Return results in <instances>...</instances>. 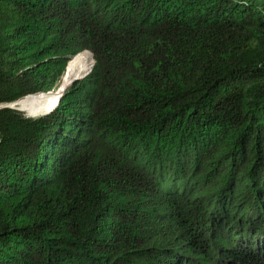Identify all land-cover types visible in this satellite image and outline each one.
<instances>
[{
  "label": "trees",
  "instance_id": "16d2710c",
  "mask_svg": "<svg viewBox=\"0 0 264 264\" xmlns=\"http://www.w3.org/2000/svg\"><path fill=\"white\" fill-rule=\"evenodd\" d=\"M10 102L0 264H264V0H0Z\"/></svg>",
  "mask_w": 264,
  "mask_h": 264
},
{
  "label": "water",
  "instance_id": "95a60500",
  "mask_svg": "<svg viewBox=\"0 0 264 264\" xmlns=\"http://www.w3.org/2000/svg\"><path fill=\"white\" fill-rule=\"evenodd\" d=\"M91 54V53H90ZM72 57V56H71ZM91 57H92V55H91ZM70 59V58H69ZM68 62V60L66 61V63ZM92 62H94V59H93V57H92ZM66 63H65V65H66ZM93 64V63H92ZM92 66V65H91ZM64 69H65V66H64ZM63 73H64V70H63ZM62 73V74H63ZM82 78V77H81ZM77 79H79V78H76V79H74L72 82H74L75 80H77ZM47 92H50V91H47ZM47 92H36V93H47ZM33 94V93H32ZM28 95H30V94H28ZM24 96H27V95H24ZM24 96H21V97H24ZM21 97H19V98H21ZM60 97V96H59ZM18 98V99H19ZM17 100V99H16ZM15 100V101H16ZM58 100H59V98L57 99V102H58ZM15 101H13V102H15ZM13 102H10V103H5V105L6 106H9V107H12L10 104L11 103H13ZM57 102H56V104H57ZM55 104V105H56ZM13 108V107H12ZM52 110V109H51ZM51 110H49V111H47V112H45V113H41V114H46V113H48V112H50ZM41 114H39V115H41ZM29 116H33V115H29Z\"/></svg>",
  "mask_w": 264,
  "mask_h": 264
},
{
  "label": "bare ground",
  "instance_id": "6f19581e",
  "mask_svg": "<svg viewBox=\"0 0 264 264\" xmlns=\"http://www.w3.org/2000/svg\"><path fill=\"white\" fill-rule=\"evenodd\" d=\"M80 59H82V61H83V63H84V57H81ZM79 76V75H78ZM78 78V77H77ZM72 83V82H71ZM70 83V84H71ZM65 89V88H64ZM64 89L62 90V91H58V96L56 97V100H55V102L52 104V105H54L55 103H56V101H57V99H58V97L61 95V93L64 91ZM42 97H40V98H37V101L38 100H40ZM51 105V106H52Z\"/></svg>",
  "mask_w": 264,
  "mask_h": 264
},
{
  "label": "rangeland",
  "instance_id": "374dc122",
  "mask_svg": "<svg viewBox=\"0 0 264 264\" xmlns=\"http://www.w3.org/2000/svg\"><path fill=\"white\" fill-rule=\"evenodd\" d=\"M88 72H89V71H88ZM88 72H87V73H88ZM87 73H86V74H87ZM86 74H85V75H86ZM85 75H84V76H85ZM82 77H83V76H82ZM80 78H81V77H80ZM38 102H39V104L41 105V103H42V100L40 99V100H38ZM43 107H44V106H43ZM48 107H50V106H48ZM45 108H46V107H45ZM17 110H19V109H17ZM19 111H21V112L25 113V112H24V111H22V110H19Z\"/></svg>",
  "mask_w": 264,
  "mask_h": 264
},
{
  "label": "built area",
  "instance_id": "2783aa9c",
  "mask_svg": "<svg viewBox=\"0 0 264 264\" xmlns=\"http://www.w3.org/2000/svg\"><path fill=\"white\" fill-rule=\"evenodd\" d=\"M5 105V103H0V107H2V106H4Z\"/></svg>",
  "mask_w": 264,
  "mask_h": 264
}]
</instances>
